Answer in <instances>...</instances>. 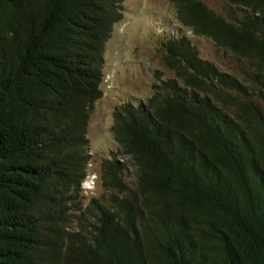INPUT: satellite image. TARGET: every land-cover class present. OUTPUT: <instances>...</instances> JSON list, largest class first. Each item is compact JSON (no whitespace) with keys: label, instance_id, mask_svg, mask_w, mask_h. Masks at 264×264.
<instances>
[{"label":"trees","instance_id":"obj_1","mask_svg":"<svg viewBox=\"0 0 264 264\" xmlns=\"http://www.w3.org/2000/svg\"><path fill=\"white\" fill-rule=\"evenodd\" d=\"M169 0L230 70L166 33L158 78L114 108L104 192L80 201L122 0H0V264H264V0Z\"/></svg>","mask_w":264,"mask_h":264},{"label":"rangeland","instance_id":"obj_2","mask_svg":"<svg viewBox=\"0 0 264 264\" xmlns=\"http://www.w3.org/2000/svg\"><path fill=\"white\" fill-rule=\"evenodd\" d=\"M218 13L225 12V0H202ZM122 18L116 23L105 43L103 54L102 94L90 113L87 127L90 161L82 183L83 205L103 192L102 160L115 148L111 126L114 108L122 101H142L151 94L158 78L172 77L162 60L161 40L168 33L185 34L199 50L200 56L222 70H230L236 58L217 47L205 36L191 33L176 19L169 0H122Z\"/></svg>","mask_w":264,"mask_h":264}]
</instances>
